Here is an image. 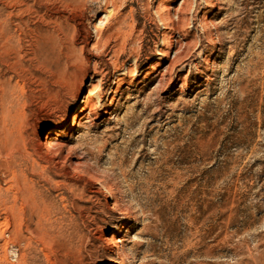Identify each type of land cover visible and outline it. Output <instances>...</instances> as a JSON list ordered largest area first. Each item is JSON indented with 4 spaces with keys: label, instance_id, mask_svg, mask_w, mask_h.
Masks as SVG:
<instances>
[{
    "label": "rangeland",
    "instance_id": "rangeland-1",
    "mask_svg": "<svg viewBox=\"0 0 264 264\" xmlns=\"http://www.w3.org/2000/svg\"><path fill=\"white\" fill-rule=\"evenodd\" d=\"M163 1L82 0L64 13L65 37L44 28L61 44L52 61L33 56L14 24L0 37V264H120L108 250L118 239L121 264H264V0H189L199 5L178 32L201 40V58L185 62L200 70L177 68L178 84L160 92L159 55L178 37L162 36ZM117 20L107 46L92 39L81 51L86 32ZM105 57H119L135 88L114 94L109 66L99 86L108 109L67 129ZM85 71L77 98L59 100Z\"/></svg>",
    "mask_w": 264,
    "mask_h": 264
},
{
    "label": "bare ground",
    "instance_id": "bare-ground-1",
    "mask_svg": "<svg viewBox=\"0 0 264 264\" xmlns=\"http://www.w3.org/2000/svg\"><path fill=\"white\" fill-rule=\"evenodd\" d=\"M3 2V5L5 7V10L3 13H0V18H2L3 22L0 25V37H6L9 35V24H14L15 28L19 30L21 33H27L29 38V44L32 49V55L37 54L38 56L44 58L45 60H56L59 54L62 52L60 49V41L59 39L54 38L53 33L58 34L61 38L66 36V28L63 26V22H68V16L64 14L67 11H71L73 9H77L80 4H82V0H32V4L29 3L30 0H1ZM178 0H164L163 1V7H161L159 10L155 12L156 18L159 21V23L162 25V30L164 31L162 36L167 40L171 39L168 35H172L177 33L178 37L173 38L170 43L167 42L168 46L165 47V49L168 51L166 53H161L159 56V60L161 63L164 64L163 69L156 72V75L154 76V81H156V85L154 89L156 91H170V89H173V86L178 84V81L180 80V76H178L179 70L184 69L187 66H190V68H193L194 70H200V64L194 62V65H192V61L188 64H185L186 61H188L190 58H193L196 56L198 58L200 56V53L195 55L197 50L201 48L202 43L201 40L196 43H192L187 41V32H178L179 22L181 20V16L186 11L188 7H190V10L193 12L198 7L199 4L197 3H190L189 0H179V6L177 8L173 7L172 4L176 3ZM200 4L210 5L211 0H199ZM47 6L53 7L51 10H48L46 8ZM47 11H51L52 14L48 15L46 14ZM59 14H64L63 16H60ZM27 17H31L34 21L32 26H29L27 23L28 19ZM177 19V22L174 20ZM121 20H117L116 23L110 25L109 22L105 24L103 29L97 30L95 27L94 29V35L90 32H86L85 36L82 38V46L81 51H83L89 42L91 40H94V45L92 47L96 48L100 44H103L107 46L109 44V41L111 39V36L114 33H119ZM47 26H52L53 33L45 30ZM211 42V41H209ZM115 48L122 52L123 47H120L118 45H115ZM171 51H173V56L171 57ZM90 56V55H89ZM201 58V56H200ZM118 58L111 59L106 58L104 61L96 62L94 61L92 63V76L90 78L91 81V89L88 91L85 99L83 100L82 107L79 108V110L72 115V124H70L67 129H72L73 125L76 123L77 120L81 119L86 112H91L92 110L98 109V111H101L103 114L108 109V101L110 98V95H108L104 100L101 96L100 87L107 76V70L110 67H112L113 70V82L112 84L115 86L114 94L116 92H119L121 89L125 88L126 91L132 90L135 88V82L132 79V76H129L128 79H125V72L122 71L119 73V66H118ZM201 63H204L205 60H200ZM86 63V66L91 65L89 61ZM166 62V63H165ZM155 66H158L156 64ZM177 68H180L177 70ZM207 67L204 68L206 70ZM106 70V71H105ZM116 70V74L114 73ZM155 70V69H152ZM200 73V71H199ZM150 72L144 73L145 77L151 76L149 75ZM202 74V72H201ZM124 76V77H123ZM86 77V71L84 74L79 78V84L78 88L74 90L73 88L76 83L68 84L66 87H64L61 90L60 96L58 95L59 100H63L64 97H69L70 99L77 98V96L80 93L81 84L84 81ZM176 77V80L174 82L173 78ZM153 80V78L151 79ZM139 84V82H138ZM185 86V82L181 87ZM153 89V90H154ZM113 90V89H112ZM145 105L143 110V115H146V118H150V108L152 105H155V103L151 102L149 100V96L145 97ZM177 106H173L172 109H176ZM158 113H160L161 117L164 116L166 113H161V107L157 108ZM173 112V111H172ZM95 113L93 112L92 115ZM171 115H167V118L165 120H169ZM136 122L137 117L133 118ZM151 119V118H150ZM62 125L56 128L55 132H58ZM50 133L46 136L45 142L41 143L45 150L47 151L49 148H51V144L53 141V136H56L57 134ZM149 163L147 164V166ZM1 169V167H0ZM7 173L14 178L15 177V171L14 170H7ZM177 178H179V174H177ZM106 201L109 199L112 201V206L114 208H118V201L114 199L113 197V190L111 188H108L107 191L103 194ZM157 228V227H156ZM149 229L146 228L145 231ZM115 245H112L110 249H108L110 252L114 253L119 259V263L124 262V256H119V247L118 244H123V241H120L119 239L114 241Z\"/></svg>",
    "mask_w": 264,
    "mask_h": 264
}]
</instances>
